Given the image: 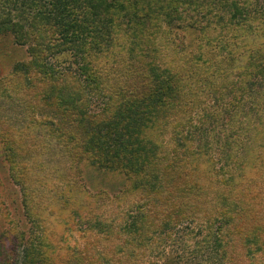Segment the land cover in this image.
I'll list each match as a JSON object with an SVG mask.
<instances>
[{
  "label": "rangeland",
  "instance_id": "rangeland-1",
  "mask_svg": "<svg viewBox=\"0 0 264 264\" xmlns=\"http://www.w3.org/2000/svg\"><path fill=\"white\" fill-rule=\"evenodd\" d=\"M148 3L153 6L151 12L138 11ZM124 4L129 7L109 27L111 36L104 34L99 39L109 40L108 47L97 44L100 54L87 49L90 73L86 71L84 76L90 82L96 78L101 88L115 81L128 92L135 91L137 99L146 96L149 102L152 92L139 82L145 76L138 78L137 74L148 73V66L153 65L158 75L166 73L160 76L168 75L167 71L172 74L165 79L169 88L187 90L174 119L160 112L150 125L139 122L145 127L134 132L148 152L156 150V157L150 159L154 166L158 162L166 169V160L179 156L184 169L177 171L184 174L185 186L145 199L137 188L127 191L137 179L134 174L99 169L85 157L78 163L79 134L74 124L78 97L74 88L75 80L80 83L77 59L81 57L75 49L65 47L29 51V43L21 47L0 36V264H30L26 257L31 256L27 244L30 227L21 207V190L9 175L13 172L32 194L35 226L45 240L39 243L37 264H119L127 252L124 264H264V93L259 97L262 100L239 101L235 107L233 102V110H228L226 103L234 94L221 101L216 95L219 82L202 92L195 90L212 74L217 35H229L221 52L229 71L235 67L230 63L231 50L238 36L264 55L261 19L249 25H229L224 0H205L204 4L201 0H129ZM194 19L198 23L188 25ZM213 29L217 32L209 39ZM248 73L243 72L240 78L235 75L232 87L240 89L244 82L252 88L254 81ZM66 80L69 88L57 91ZM159 82L148 83L156 88ZM88 84H82L88 114L99 116L106 107L105 118L114 115L115 110L106 105L109 91H97L95 85ZM60 97L68 106L63 112L65 128L51 125L48 116V112L58 113L53 109ZM146 104L132 109L140 115ZM127 109L125 105L121 112ZM223 109L228 110V125L221 115ZM182 111L187 115L186 125L198 126L200 133L194 135L196 144L188 137L173 146V132L181 124ZM225 129L232 132L229 138L237 147L234 158L240 163L229 179L223 177L226 171L217 170L215 159L205 148L214 132L220 137ZM154 198L156 206L150 201ZM168 199L175 201L176 208L164 207ZM139 210L149 212L150 218L141 222V236L131 239L125 222ZM177 220L189 223L180 230L175 228ZM164 222L170 224L162 228ZM150 233L154 235L144 242ZM249 248L254 253L245 254Z\"/></svg>",
  "mask_w": 264,
  "mask_h": 264
},
{
  "label": "trees",
  "instance_id": "trees-1",
  "mask_svg": "<svg viewBox=\"0 0 264 264\" xmlns=\"http://www.w3.org/2000/svg\"><path fill=\"white\" fill-rule=\"evenodd\" d=\"M0 1L2 2V7L0 5V36L8 37L15 45L21 47L29 43V51L39 48L44 52L48 48L53 51L59 47H65V49H75L76 56L78 54L81 57L77 59L79 67V73L77 75L80 83L75 80L76 88H74V94L78 97V103L75 106L77 109V116L74 120L79 134V144H77V148L80 151V154H78L80 158L78 163H81V160L85 157L92 160V163L99 169L107 168L117 175L119 172L126 173L128 176L134 174V177H137V179L130 182L127 191H132L134 188H137V191L143 192L145 199H149L150 197L159 198L171 190H176L182 186L184 187L185 176L183 173L177 171L184 169L182 161L178 158L179 156L173 157L171 161L166 160V162H168V167L166 169L158 162L156 166H154V162L150 159L156 157V150L148 152L142 141L143 139L138 138L137 140L134 138V132L145 127L142 123L138 125L139 122L149 123L150 125L151 119L160 112L163 115L173 118V116L179 113L181 103L187 94V90L181 87L169 88L165 79L169 78L172 74L167 71L168 75L160 76L166 73L164 72L158 75L157 68L155 66L153 67V65L148 66V73L144 70L140 74H137L138 78H140V76H145L141 77L143 80L139 82L148 86L146 88L152 92L153 97L149 102H147L146 96H141L137 99L136 96L138 95L134 93L135 91L128 92L127 89L120 88L115 81L114 85L107 84L110 81L104 84L103 88L107 89L109 93L100 87L101 85L96 81V78L90 82V79L84 76L86 71H90L89 62L86 60L87 49L90 48L88 51H94L95 54H100L102 50L97 47V44H100L104 49L108 47L107 43L110 42L109 40L100 42L99 39L103 37L104 34L111 36L112 31H109V27H112V23H115L114 20H116L121 12L127 10L129 6H125L124 3H127L129 0ZM201 3L204 4L205 0H201ZM224 4L226 7L224 8V12L228 18L229 25L242 26L245 23L249 25L261 19L262 25L264 26V0H224ZM152 7V4L148 3L145 7L138 8V11L147 14V12H151ZM207 18L208 16L206 15L205 19ZM180 21L183 23V18H181ZM189 23L190 25H196L198 19L188 22V25ZM216 32L217 30L213 29L211 31L212 34L209 35V39L212 38ZM228 36L229 35L221 36L220 34L216 36V46L213 52L216 56L213 59L212 65L214 68L212 74L196 85L195 90L202 92L205 88H213V86L219 82L220 85L216 88V95L218 93L221 101H223L234 94L226 103L228 104L227 106H229L228 110H233V102L235 107V104L238 105L239 101H244L245 103L247 100H253V98L262 100V98L259 97L262 92L264 93V85H262V83H264V55H259L260 53L255 50L245 38L238 36L239 40L232 44L231 50V56L233 55V57L230 63H235V67L229 71L226 66L227 60L224 55L221 54ZM53 38L54 40L52 41ZM117 54H120L119 49ZM134 58L137 61L139 60L136 56ZM148 63L151 62L148 61ZM136 69L142 70L139 66H136ZM245 71L249 72L247 76H252V81H254L252 88H248L243 82L242 84L244 87H240V89L238 87V89H236L235 86L234 89L231 80L235 75L236 78H240ZM92 75L94 76L93 72ZM146 77H148V82H156V79L161 80V82L156 84V88H153L146 82ZM87 83H89L88 85H95V90L97 91L103 90L108 93L109 98H107L106 105L109 109L115 110L114 115L106 116L105 118L106 107L104 113L99 114V116L96 115L97 117L93 116L95 114H88L86 110L87 105L82 99V93L84 92L82 91V84L87 85ZM69 86V82L66 80L61 87L57 88V91L61 92L64 88H69ZM253 89H255V91ZM218 90H220V92H218ZM189 91H191V88H189ZM60 100L61 102L59 101V103L55 104L53 109V111L58 109V113L53 114L48 112V116L51 125L55 123L57 124V128H63V126L65 128L67 116L63 114V112L68 106L65 104V99L61 98ZM143 103H147L145 105L146 108L139 115L132 108L138 105L141 106ZM125 105L128 106L129 109L122 113L121 109L125 107ZM228 110L226 112L224 109L221 111V115L226 117L224 120L225 125L230 123V119L227 117ZM184 111H182L181 124L178 125L176 132H173V146H176L179 139L183 141V139L188 137H191L192 142L196 144L194 135L198 134V132L200 133V128L198 126L188 127L186 125L187 122L185 118L187 119V115ZM230 113L231 111L229 114ZM138 115L139 118H133ZM233 116H235V112ZM102 118H105L106 121L101 120ZM126 118L128 120H125ZM206 131V129L203 130V132ZM229 133H232L231 130ZM229 133L228 130L225 129V131L221 132V136L219 137L215 135L214 132L213 136H211L212 139H209L210 141L212 140V142L205 146L207 150L209 149L208 151H210V154H212V157L216 161L214 166H217V170L221 169L222 172L226 171L223 177L227 179L232 177L231 175L237 171L238 165L240 164L236 162L234 158L237 147H234V142L229 138ZM65 138L70 139L68 135L65 136ZM203 147L204 146L201 144V150ZM148 149H151V146ZM239 153H241V151H239ZM230 166L233 169H227ZM140 167L142 168L138 171ZM12 170H14V168ZM160 172L165 173L162 175L159 174ZM9 175H11L12 183L17 185L21 190V207L24 218L26 222L29 223L30 227V237L27 244L29 245L31 256H29V253L26 257L29 258L30 264H37L38 258L36 257V253L40 251L39 243L45 242V240L41 238L39 226H35L37 217L32 207L34 203L32 194L22 181L16 177L17 174L15 172ZM154 199H150V201L156 206V199ZM167 201H171L172 203L170 202L169 205H167ZM167 201L163 204L165 208H176L174 207L175 201L173 199H168ZM139 202H141V200H138V203ZM135 214V217L129 216L126 219L129 222H125V225L129 226L131 239L134 235L137 238L141 236V222H146L150 218L149 212L143 213L139 210L138 213ZM188 223L189 220L183 222L177 220L175 228H180V230H182L184 228L182 226ZM168 224L170 223L164 222L162 228ZM153 235L154 234L150 233L149 237L144 238V242L149 240ZM138 242L143 243V240L140 239ZM245 242L246 238H243V247ZM252 248L248 250L245 249V254L254 253ZM128 253L130 252L125 254L126 256L123 258V262L119 264H124V260L126 261ZM257 263L258 261L256 264Z\"/></svg>",
  "mask_w": 264,
  "mask_h": 264
}]
</instances>
